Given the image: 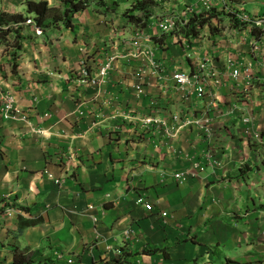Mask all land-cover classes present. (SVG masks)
<instances>
[{
  "label": "crops",
  "instance_id": "0c3cea01",
  "mask_svg": "<svg viewBox=\"0 0 264 264\" xmlns=\"http://www.w3.org/2000/svg\"><path fill=\"white\" fill-rule=\"evenodd\" d=\"M69 1L0 0V14L23 16L26 2L63 13ZM138 1L86 0L85 11L69 15V27L65 17L48 19L41 36L33 26L19 30V49L0 45V106L3 94L13 95L28 117H0V264H264V211L249 195L263 175L264 151L244 137L264 128V50L255 51L253 38L225 11H215L197 37H186L181 21L174 33L161 34L157 18L180 14L191 0H158L139 28L123 16ZM222 19L232 26L218 33ZM135 32L146 39L141 55ZM110 58L117 59L103 82H82V60L93 78ZM228 58L240 68L253 65L251 87L231 79ZM202 59H211L224 82L208 84L211 96L203 101H184L172 76L194 71ZM213 95L219 111L210 110L208 138L186 122ZM232 107L238 110L227 115ZM146 118L175 127L174 137L144 126ZM193 163L204 171L179 185L174 175ZM138 198L153 212L137 206ZM25 222L37 224L19 233Z\"/></svg>",
  "mask_w": 264,
  "mask_h": 264
},
{
  "label": "built area",
  "instance_id": "2783aa9c",
  "mask_svg": "<svg viewBox=\"0 0 264 264\" xmlns=\"http://www.w3.org/2000/svg\"><path fill=\"white\" fill-rule=\"evenodd\" d=\"M215 11H225L229 18L237 24L236 26L240 27V29H245L253 38L252 45L255 51H261V49H264L263 43L261 42V40L264 39V17H255L249 15L243 10L242 6L239 3H231L230 0H196L194 4H187L182 9L180 14L167 13L158 17L156 21V27L161 34H172L177 31L179 21H181V27L191 28V20L195 18V16L204 14L206 17H209L211 14H215ZM211 19H214V17H212ZM26 25L33 26L35 28V34L37 36L42 35V30L36 25L34 21L27 20ZM1 26L2 25H0V31L2 29ZM145 40V37H143L140 32H135L132 39V45L136 49V52L138 51L137 55H141L144 53L145 50H140L143 49ZM116 59L117 58H110L99 70V73L93 78H91V76L87 72L86 64L84 60H82L80 62V74L83 77L82 82L84 84H91L92 86L99 85L107 78L108 74L112 71L113 64ZM147 60L149 65L157 68L155 57L149 55ZM226 64L228 65V69L230 71V77L233 81H235V83L243 80L247 83V87H251L250 83H252V81L254 80V76L252 74V64L240 68L235 63V58H228ZM262 67L264 68V59L262 62ZM143 73L144 71L141 72V75H143ZM172 79L175 82L176 88L181 94L184 101H190L193 99H196L197 101H203L207 96H211L207 90L208 84L219 87L224 82L221 73L212 64L211 59H202L197 63L195 70L192 72H187L184 70L175 71ZM137 91L141 92L140 86L137 88ZM243 91H247V89H244ZM214 99L215 96L213 95V100ZM216 102V100L209 101L208 104H205L202 114L193 121L186 122V124L195 125L199 128V131H201L202 134H204L208 138H211L213 136L214 122L211 111H213L214 107L217 111H219V105L217 104L218 102ZM237 110V107H232L227 110V115H233ZM0 117L4 121L25 123L28 122V117L23 111L18 108L16 98L13 95L9 94H3L1 97ZM179 121L180 119L178 116L172 118L173 124H178ZM143 124L146 127L157 126L165 128V134L170 138L174 137V134L176 132L175 127L170 128L165 122L157 118H146L143 120ZM35 133L43 134V132L40 130H36ZM250 135L253 136L256 142H262L259 133L255 134V132L250 131ZM209 158L212 159L211 157ZM203 171L204 169L199 163H193L186 171L175 174L174 178L179 185H183L189 180L197 178L198 174L202 173ZM50 178L52 177L50 176ZM55 184L60 185L61 182L55 180ZM136 205L144 207L148 212H153V206L145 202L143 198H138L136 201ZM167 217V214H161L162 219H167ZM125 236L126 238H129L131 236L130 232L125 233ZM58 259L62 260L63 255H60ZM66 263L74 264V261L72 259H69L66 261Z\"/></svg>",
  "mask_w": 264,
  "mask_h": 264
},
{
  "label": "trees",
  "instance_id": "16d2710c",
  "mask_svg": "<svg viewBox=\"0 0 264 264\" xmlns=\"http://www.w3.org/2000/svg\"><path fill=\"white\" fill-rule=\"evenodd\" d=\"M70 7L68 10L65 11V22L67 23V27L70 26L69 24V15L70 14H78L86 10L87 2L86 0H70L69 2ZM159 6L158 0H142L136 2L130 9L126 10L123 13V16L127 18L131 23H134L139 28H145L147 21L152 17L153 10ZM26 13L30 16H33L34 22L36 25L43 29V23L50 19L53 23L58 22L60 19H55L52 15L56 12L54 9H50L47 3H33V2H26ZM140 13V15H136ZM215 14H211L209 17L205 16L204 14H199L195 16L191 20L192 27L186 28L185 36L190 37L194 36L197 37L199 35L200 29L210 23L212 17ZM22 22H26L22 16L18 15H8V14H0V25L3 23H15L20 24ZM185 28V27H184ZM17 35L19 32L16 33ZM15 34V35H16ZM256 34V33H253ZM6 37V36H2ZM16 42L18 41V37L15 38ZM18 47V46H16ZM19 49V48H17ZM37 223L35 222H25V224L20 223V228L18 230L19 233L23 232L25 229L34 227ZM14 264H31V262L26 261L24 258L22 260H18L15 258ZM115 264H121L120 261L115 262Z\"/></svg>",
  "mask_w": 264,
  "mask_h": 264
},
{
  "label": "rangeland",
  "instance_id": "374dc122",
  "mask_svg": "<svg viewBox=\"0 0 264 264\" xmlns=\"http://www.w3.org/2000/svg\"><path fill=\"white\" fill-rule=\"evenodd\" d=\"M180 1H183L182 3H185L186 1L185 0H180ZM231 3H239V4H242V8L243 10L247 13V14H250L252 16H255V17H264V0H230ZM191 2L195 3L196 0H191ZM154 11H157L156 9L153 10ZM14 15H18V16H21L19 14H15ZM65 15V10L64 12L62 13L61 11H57L52 15L55 19L59 18V19H62ZM225 15V14H223ZM27 16V13H23V16L22 18L24 19V17ZM227 16V15H225ZM218 16H215L214 18H216ZM226 18V17H224ZM27 22V20H26ZM26 22H22L20 24H15V23H9V25H7V23H3L2 24V29L0 31V45H3V47H5L7 50L9 48H16L17 49V43H16V40L15 38L18 37V35L16 34L17 32H19V30L21 31V29L23 28V26H26ZM53 22V21H51ZM223 19L221 20V24H217V26H215L217 29L216 32L218 33H222L224 31H226L227 29H229L232 25H230L229 23H233V21L231 20V22L229 21L228 22H223ZM45 24H48V23H43V28L46 27ZM52 24V23H51ZM54 24V23H53ZM43 30V29H42ZM9 34L13 35V40L12 41H7V40H4L2 36H8ZM16 34V35H15ZM261 42L263 43V48H264V39L261 40ZM264 50V49H263ZM249 131H252V128H250ZM255 134L259 133L260 135V138L262 140V142H256V140L253 138L252 135H250L248 133V131L245 132L244 134V137L250 142L253 141L255 143V145H260L261 147V150L264 151V128H259V130L255 129ZM262 164V163H261ZM263 175H261V179H258V183H257V187L254 189V187H252L249 191V195H251V198L253 199L254 201V204L255 206L258 208L259 210V213L262 214L261 211H264V170L262 172ZM244 193H246V191H244ZM255 218H251V223H255ZM261 221V215L259 216V219ZM226 221V224L230 225V221H228L227 219H225ZM264 224V222H263ZM234 225V224H233ZM262 231V228H261V225L259 224V221H258V232L260 233ZM22 233V232H21ZM214 253H216L214 251ZM216 255H219V253L217 252ZM227 255V254H226ZM214 256V257H213ZM211 255V258H212V263H215L216 260H215V255ZM226 261L225 259H222V264H225ZM48 264V263H47Z\"/></svg>",
  "mask_w": 264,
  "mask_h": 264
}]
</instances>
